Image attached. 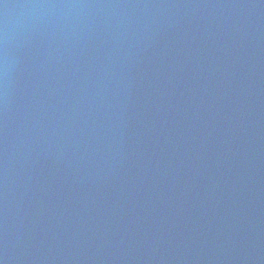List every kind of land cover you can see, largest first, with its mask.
Masks as SVG:
<instances>
[{
  "label": "water",
  "instance_id": "obj_1",
  "mask_svg": "<svg viewBox=\"0 0 264 264\" xmlns=\"http://www.w3.org/2000/svg\"><path fill=\"white\" fill-rule=\"evenodd\" d=\"M0 264H264V0H0Z\"/></svg>",
  "mask_w": 264,
  "mask_h": 264
}]
</instances>
